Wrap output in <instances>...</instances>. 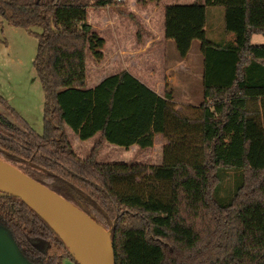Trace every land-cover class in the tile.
<instances>
[{
	"label": "trees",
	"instance_id": "trees-1",
	"mask_svg": "<svg viewBox=\"0 0 264 264\" xmlns=\"http://www.w3.org/2000/svg\"><path fill=\"white\" fill-rule=\"evenodd\" d=\"M116 3L0 0L3 21L42 29L34 65L45 94L43 134L0 110V158L112 229L116 264H264V244H249L246 229V209L264 207V44L252 43L264 35V0H196L224 7L218 38L209 19L200 31L211 9L199 20L180 7L187 29L168 20L167 37L198 40L204 56L203 100L184 110L168 84L159 94L128 70L87 87L89 56L102 60L106 44L88 10ZM67 126L82 140L100 136L87 157ZM156 134L167 140L161 163L97 159L103 142L147 149ZM0 224L32 263L78 264L21 198L0 197Z\"/></svg>",
	"mask_w": 264,
	"mask_h": 264
},
{
	"label": "rangeland",
	"instance_id": "rangeland-1",
	"mask_svg": "<svg viewBox=\"0 0 264 264\" xmlns=\"http://www.w3.org/2000/svg\"><path fill=\"white\" fill-rule=\"evenodd\" d=\"M141 7L140 1L135 4L134 0H118V3L107 7L89 8L88 22L93 30L105 37L106 44L104 47L105 57L102 60L96 61L89 56L87 87H94L104 77L123 70H131L140 76L142 71L147 69V66L150 65L149 68L152 69L158 65L159 68L155 67L154 69L160 74V77L156 76L155 78L162 82L161 89L163 90L166 84L171 88L170 83H164L166 80L163 75L166 68L165 59L158 56L156 51L163 48L165 38H168L167 29L163 27V17L156 14L154 17L144 18L135 11ZM209 10L208 19L212 26L210 31L214 32V35L217 34L218 38L217 32L220 31V26L224 20V7L215 6ZM192 20L195 27H199V20ZM150 25L154 27L156 32L150 28ZM170 28L187 29V25L182 16L178 17L177 14H172ZM31 30L33 32L42 31L38 26H33ZM33 32L23 27L8 24L3 21L0 15V95L8 104L0 101V110L10 118H14L8 107L11 106L30 126L38 133L43 134L45 131V94L34 65L39 41ZM157 34H160V39L152 41V38L159 37ZM210 36L212 37L211 33ZM148 38H151L150 42L146 41ZM175 41L171 39L169 44H175ZM145 43L151 47L144 53L134 55L133 51L142 45H146ZM252 43L264 44V35L254 34ZM169 47L170 45L167 46V49ZM197 48L195 46L194 51ZM126 49L129 50V55ZM168 51L171 54L173 48H169ZM153 54L155 61L151 60L152 63L149 64L146 61L148 58H152ZM171 58L172 56L169 57V59ZM181 100L183 103L179 104H184L181 107L184 110L189 103L198 105L203 98H195L191 102ZM66 130L75 150L82 158L90 154L100 137L97 135L82 140L70 127L67 126ZM166 142L167 140L161 134L155 135L154 145L147 149H141L138 145L125 148L103 142L98 150L97 159L101 162L158 164L163 160V146ZM65 191L67 192V190ZM65 197L70 200L67 195ZM246 217L247 242L251 245L264 244V207L246 209ZM0 231L5 234L4 238L8 244L15 245L7 229L1 224Z\"/></svg>",
	"mask_w": 264,
	"mask_h": 264
},
{
	"label": "water",
	"instance_id": "water-1",
	"mask_svg": "<svg viewBox=\"0 0 264 264\" xmlns=\"http://www.w3.org/2000/svg\"><path fill=\"white\" fill-rule=\"evenodd\" d=\"M1 163L12 170L0 166V197L13 195L21 198L35 210L65 242L78 264H116L111 237L112 229H106L73 201L29 176L18 167L2 158H0V165ZM89 227L93 228L104 242L106 263L100 259L97 248L87 231ZM5 228L15 245L8 244L4 238L5 234L0 231V264H34L22 253L12 232Z\"/></svg>",
	"mask_w": 264,
	"mask_h": 264
},
{
	"label": "crops",
	"instance_id": "crops-1",
	"mask_svg": "<svg viewBox=\"0 0 264 264\" xmlns=\"http://www.w3.org/2000/svg\"><path fill=\"white\" fill-rule=\"evenodd\" d=\"M138 1H140L142 7L138 10L134 9L136 13L140 14V16H143L144 18L154 17L156 14L159 15V17L162 16L164 29H167V23L168 20L171 19L172 14H179L180 7L182 6L185 7V10L190 18L196 17L200 20V17H205L206 13H208V9L206 8H195L192 6L196 0H134V3L138 4ZM150 28L155 31L152 25H150ZM207 28L208 17L207 21H201L200 31L205 32L207 31ZM157 35H159V37L156 36V38H152V41L160 39V34ZM150 40L151 38H148L146 41L150 42ZM170 40L171 39L165 38L163 48L156 51L158 56H162L165 59L166 68L163 75L166 80L164 83L171 84V88L169 89L173 90L174 101L177 103L178 108H181L184 105L179 104L183 103L181 99L189 100L191 102L195 98H203L204 56L201 52L200 42L196 39L186 38L180 41H175L176 46L173 43L169 44ZM168 45H170L169 48H173V52L171 54L168 51L169 48L167 49ZM195 46L198 47L196 51H194ZM150 47L151 46H148L147 44L142 45L137 50H134L133 54L136 55L138 53H144ZM126 51L129 55V50L126 49ZM170 56H172L171 59H169ZM151 60L155 61L154 54L152 58H148V61L146 62L150 64L152 63ZM149 66H147V69L145 68V70L142 71L140 76L136 72L131 70L129 71L150 88L159 94H163L165 92V88L162 90V87L160 86L162 82H160V79L155 78L156 76L160 77V74L154 69L155 67L159 68V66L155 65L152 69L149 68ZM189 105L196 104L189 103ZM62 264L77 263L71 258H66Z\"/></svg>",
	"mask_w": 264,
	"mask_h": 264
},
{
	"label": "bare ground",
	"instance_id": "bare-ground-1",
	"mask_svg": "<svg viewBox=\"0 0 264 264\" xmlns=\"http://www.w3.org/2000/svg\"><path fill=\"white\" fill-rule=\"evenodd\" d=\"M2 167L8 169V170H12V168H10L7 165H4L1 163ZM88 233L90 234L96 248H97V252L100 256V259L103 263H106V251H105V246H104V242L101 238V236L91 227L87 228Z\"/></svg>",
	"mask_w": 264,
	"mask_h": 264
}]
</instances>
